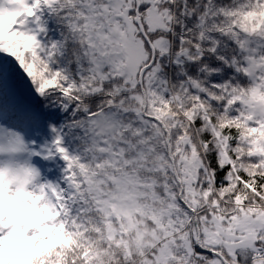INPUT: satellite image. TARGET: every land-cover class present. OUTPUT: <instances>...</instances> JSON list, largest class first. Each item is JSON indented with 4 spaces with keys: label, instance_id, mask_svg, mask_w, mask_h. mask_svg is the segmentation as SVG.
I'll use <instances>...</instances> for the list:
<instances>
[{
    "label": "snow or ice",
    "instance_id": "1",
    "mask_svg": "<svg viewBox=\"0 0 264 264\" xmlns=\"http://www.w3.org/2000/svg\"><path fill=\"white\" fill-rule=\"evenodd\" d=\"M34 157L28 264H264V0H0V162Z\"/></svg>",
    "mask_w": 264,
    "mask_h": 264
},
{
    "label": "clouds",
    "instance_id": "2",
    "mask_svg": "<svg viewBox=\"0 0 264 264\" xmlns=\"http://www.w3.org/2000/svg\"><path fill=\"white\" fill-rule=\"evenodd\" d=\"M32 168L31 161L0 162V264H28L58 238L37 243L51 231L48 223L55 217L44 195L33 189ZM36 230L38 235H29Z\"/></svg>",
    "mask_w": 264,
    "mask_h": 264
},
{
    "label": "trees",
    "instance_id": "3",
    "mask_svg": "<svg viewBox=\"0 0 264 264\" xmlns=\"http://www.w3.org/2000/svg\"><path fill=\"white\" fill-rule=\"evenodd\" d=\"M35 141L36 149L39 150V146L43 143V137H35ZM32 164L40 170L39 172L41 173V177H43L45 181L53 184L62 182L63 168L65 167V164L62 160H44L40 157H34V161ZM50 172L51 176H48L47 174H49Z\"/></svg>",
    "mask_w": 264,
    "mask_h": 264
},
{
    "label": "rangeland",
    "instance_id": "4",
    "mask_svg": "<svg viewBox=\"0 0 264 264\" xmlns=\"http://www.w3.org/2000/svg\"><path fill=\"white\" fill-rule=\"evenodd\" d=\"M37 150V149H36ZM35 160H36V158H35ZM33 161H34V158L31 160V163H33ZM35 166V165H34ZM39 170V169H38ZM40 171V170H39ZM44 173V172H43ZM48 176H51V172L49 173V174H47ZM41 182H47V181H45L44 179H43V177H41Z\"/></svg>",
    "mask_w": 264,
    "mask_h": 264
}]
</instances>
